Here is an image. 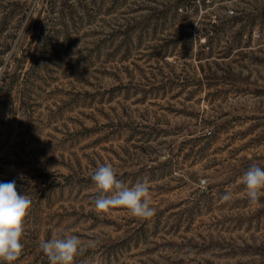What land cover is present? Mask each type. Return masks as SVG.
Instances as JSON below:
<instances>
[{
	"label": "rangeland",
	"instance_id": "1",
	"mask_svg": "<svg viewBox=\"0 0 264 264\" xmlns=\"http://www.w3.org/2000/svg\"><path fill=\"white\" fill-rule=\"evenodd\" d=\"M109 164L149 183L153 217L96 209ZM253 165L264 0H0V183L32 201L12 264H50L56 233L74 264H264Z\"/></svg>",
	"mask_w": 264,
	"mask_h": 264
},
{
	"label": "clouds",
	"instance_id": "2",
	"mask_svg": "<svg viewBox=\"0 0 264 264\" xmlns=\"http://www.w3.org/2000/svg\"><path fill=\"white\" fill-rule=\"evenodd\" d=\"M91 179L100 192L94 201L97 210L122 207L142 219L155 215V209L150 206V186L147 181L129 186L116 178V172L110 164L99 166ZM242 182L250 202L259 203L260 197L264 196V168L251 166L243 175ZM201 184L206 186V181H201ZM221 199L229 202L232 197L225 194ZM31 205L30 197L17 192L15 181L0 183V261L6 264H12L22 254L21 240ZM40 248L50 264H74L75 257L83 251L77 236L59 233L53 234L51 239L41 240Z\"/></svg>",
	"mask_w": 264,
	"mask_h": 264
}]
</instances>
